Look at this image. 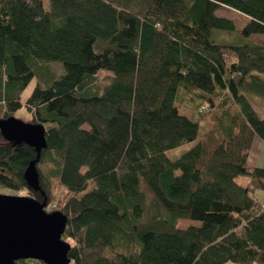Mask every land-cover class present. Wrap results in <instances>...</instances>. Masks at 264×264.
I'll list each match as a JSON object with an SVG mask.
<instances>
[{
  "label": "trees",
  "instance_id": "16d2710c",
  "mask_svg": "<svg viewBox=\"0 0 264 264\" xmlns=\"http://www.w3.org/2000/svg\"><path fill=\"white\" fill-rule=\"evenodd\" d=\"M49 1L0 0V120L37 77L26 107L48 144L37 192L24 176L35 148L0 131V186L67 218L73 264H264V168L248 166L264 141V42L251 40L264 0Z\"/></svg>",
  "mask_w": 264,
  "mask_h": 264
},
{
  "label": "water",
  "instance_id": "95a60500",
  "mask_svg": "<svg viewBox=\"0 0 264 264\" xmlns=\"http://www.w3.org/2000/svg\"><path fill=\"white\" fill-rule=\"evenodd\" d=\"M0 131L9 142L35 148L37 159L24 176L29 188L40 192L37 163L48 148L44 126L25 124L12 117L0 120ZM46 206L47 199L40 202L31 197L0 195V264L20 260L72 264L68 257L71 245L62 239L67 218L59 212L48 213Z\"/></svg>",
  "mask_w": 264,
  "mask_h": 264
},
{
  "label": "rangeland",
  "instance_id": "374dc122",
  "mask_svg": "<svg viewBox=\"0 0 264 264\" xmlns=\"http://www.w3.org/2000/svg\"><path fill=\"white\" fill-rule=\"evenodd\" d=\"M44 6L47 10L50 9V1L49 0H43ZM227 12V13H226ZM219 16H224V15H229V19H231L230 15H233L234 18L232 20L236 23L237 28L241 30L246 22V19L244 17L238 16L235 13H232L231 11H226L225 9H222L218 12ZM228 17V16H227ZM239 38L240 35L237 37L236 33L232 34H226L223 33L221 36V40H217L215 37L213 38L217 43H223V44H237L239 43ZM53 71L58 74L59 76L64 74V69L62 64L60 63H53ZM38 83H40L39 79L35 77L29 87L26 89V91L22 95V104L23 107L16 113L15 119L24 122L25 124H31L33 122V115L30 113V111L26 107V101L27 99L32 95L34 89L37 87ZM263 109V108H262ZM256 110L261 118H264V111L256 107ZM189 116L191 115L190 113L186 112ZM205 125L201 123V128H200V137L204 135L206 132ZM196 143L191 142V143H185L181 145L180 147L173 149L168 152V156L172 160L178 159L183 153H185L187 150L192 148ZM248 166L255 168H264V141L256 136L253 142L252 149L249 152V158H248ZM40 170L44 172L45 166L40 165L39 166ZM248 177L241 176L237 178V182L240 184H245L248 181ZM57 181H52V185L50 187V192H55L56 194L60 193L61 191L63 192L64 189H56ZM0 195H6V196H20V197H30V195L27 193L26 190H13L10 188H5L0 186ZM258 199L264 203V192L259 191L257 193ZM32 198V197H31ZM201 222L193 219H179L177 222V228L178 229H187L190 226H200ZM32 261V260H31Z\"/></svg>",
  "mask_w": 264,
  "mask_h": 264
},
{
  "label": "crops",
  "instance_id": "0c3cea01",
  "mask_svg": "<svg viewBox=\"0 0 264 264\" xmlns=\"http://www.w3.org/2000/svg\"><path fill=\"white\" fill-rule=\"evenodd\" d=\"M222 9H225L226 11H231L232 13H235V14H237L238 16L244 17V18L246 19L245 25L247 24V22H248V18H247V17H245V16H243V15H241V14H238V13H236V12H234V11L228 9V8H222ZM222 9H221V10H222ZM219 11H220V10H219ZM219 11H218V12H219ZM218 12H217V14H218ZM226 13H227V12H226ZM227 16H228V17H227ZM230 16H231V19H229V18H230L229 15H224V16H220V17L227 18V19L231 20V21L236 25V23L232 20V18H234V16H233V15H230ZM245 25H244V26H245ZM236 27H237V25H236ZM251 40H252V41H261V42H264V35L253 36V37L251 38Z\"/></svg>",
  "mask_w": 264,
  "mask_h": 264
}]
</instances>
